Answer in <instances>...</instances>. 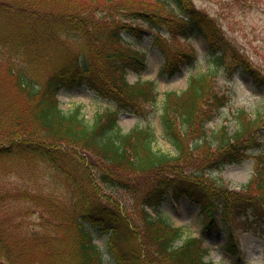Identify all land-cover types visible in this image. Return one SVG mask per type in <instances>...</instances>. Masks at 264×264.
<instances>
[{"label":"trees","instance_id":"1","mask_svg":"<svg viewBox=\"0 0 264 264\" xmlns=\"http://www.w3.org/2000/svg\"><path fill=\"white\" fill-rule=\"evenodd\" d=\"M0 20L9 27L0 38V164L42 163L81 203L80 212L71 218L70 235L64 237L59 223L48 224L50 230L24 227L15 217L27 205L26 191L0 188V264H103L88 226L106 236L105 251L115 264H212L204 259L207 249L200 238L176 246L180 229L146 211H155L168 197L198 202L211 220L207 227L213 225L218 206L237 215L250 210L252 221L264 225L261 152L254 156L252 175L239 191L201 176L208 167L240 163L249 149L260 147V116L250 119L241 109L234 115L237 129L232 135L225 125L206 128L228 101L218 92L219 72L240 67L252 73L255 84L262 78L247 70L246 60L229 48L220 26L192 0H0ZM139 24L159 35L184 38L179 48L174 46L179 53L175 56H166L164 40H155L166 56L161 73L173 74L180 64H193L195 52L185 44L190 35H200L207 46L205 71L190 75L185 90L166 93L161 102L160 124L175 155L152 148V128L136 126L124 132L117 124L120 111L156 101L152 82L130 84L125 78L127 69H144V56L120 40L122 32L139 37ZM72 45L80 51L60 60L40 82L50 51L61 53ZM82 84L115 109L97 113L91 124L85 123L80 106L64 112L58 91ZM198 157L206 164L199 163L200 174L194 176L185 169ZM131 178L136 179L132 193L140 207L136 219L119 203L99 199L100 184L130 190ZM38 207L45 211L47 206ZM226 247L234 253L231 240Z\"/></svg>","mask_w":264,"mask_h":264},{"label":"rangeland","instance_id":"2","mask_svg":"<svg viewBox=\"0 0 264 264\" xmlns=\"http://www.w3.org/2000/svg\"><path fill=\"white\" fill-rule=\"evenodd\" d=\"M195 8L208 15L216 21L222 29L226 43L244 60L254 75L260 78V84L256 85L252 80V73L243 68H230L225 73L219 72L217 83L220 91L228 97L227 105L221 109L215 117L205 126L211 130L218 129L222 124L227 126L229 135L237 129L234 115L240 109L246 111L253 119L257 114L264 117V0H192ZM139 37L129 33H122L121 43L144 56V69L136 72L127 69L125 78L127 82L134 84L138 81H149L153 83L157 94L155 103L145 104L133 111H120L117 123L122 131L139 127H150L154 132L152 148L161 153L175 155L176 151L163 135L160 124L161 102L166 93H181L185 90L190 75L204 72L207 67L208 53L203 39L198 34L190 35L185 44L195 50L196 58L191 65L180 64L178 70L173 74L161 73V68L166 56H175L178 53L174 46L182 45L183 37L178 35L174 38L168 35L149 30L141 25ZM9 27L0 20V38L6 36ZM164 40L166 56L158 49L155 40ZM79 50L78 45H72L58 52L50 51L49 59L44 61L42 68V79L56 69L57 63L66 56H73ZM59 107L64 112H69L77 106L81 107L84 121L91 124L94 116L105 110H114L115 105L107 100L101 99L86 84L72 89L61 88L57 93ZM260 147L250 150L240 163L224 164L220 168H206L201 172L205 181H224L229 190L238 191L250 178L254 165V156L262 152L264 156V127L260 130ZM206 164L198 157L191 167H187V173L200 174L201 164ZM202 169V168H201ZM130 190L119 187L99 186V199L110 204L119 203L125 207L128 217L136 219L139 215L138 201L133 196L136 179L128 180ZM138 182L137 186L142 187ZM14 187L25 190L29 196L27 205L20 207L16 220L24 227L30 229H52L51 222L62 224L60 230L64 237L70 235L69 224L71 218L76 216L81 208L77 196L69 189V186L54 173L49 167L42 163L25 164L19 160H10L0 164V188L11 190ZM109 198V199H108ZM109 200V201H108ZM39 201V202H37ZM38 204L47 207L42 211ZM50 204V205H49ZM115 207V206H111ZM39 209L41 212H39ZM52 213H51V211ZM264 214V207L260 208ZM152 218H160L173 227L179 228L181 237L175 245L190 237H200L208 251L205 260L212 264H264V225L257 219L252 221L250 210L236 214L229 210L224 213L218 206L213 215L214 225L208 228L211 221L201 211L199 203L186 197L172 200L168 197L155 211L148 210ZM252 221V222H251ZM264 221V218H263ZM67 225V226H66ZM92 241L102 252L103 264H115L105 251L106 236L95 228L88 226ZM236 241L238 252L232 253L226 247L227 241Z\"/></svg>","mask_w":264,"mask_h":264}]
</instances>
